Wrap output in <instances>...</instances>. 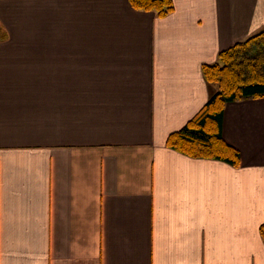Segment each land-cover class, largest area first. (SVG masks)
I'll list each match as a JSON object with an SVG mask.
<instances>
[{
	"label": "crops",
	"instance_id": "0c3cea01",
	"mask_svg": "<svg viewBox=\"0 0 264 264\" xmlns=\"http://www.w3.org/2000/svg\"><path fill=\"white\" fill-rule=\"evenodd\" d=\"M173 2L0 0V264H264V98L224 110L239 167L167 146L264 0Z\"/></svg>",
	"mask_w": 264,
	"mask_h": 264
},
{
	"label": "trees",
	"instance_id": "16d2710c",
	"mask_svg": "<svg viewBox=\"0 0 264 264\" xmlns=\"http://www.w3.org/2000/svg\"><path fill=\"white\" fill-rule=\"evenodd\" d=\"M129 1L135 10L155 12L160 18L174 11L173 0ZM0 37L7 38L1 24ZM202 73L215 92L192 120L169 136L167 146L193 158L219 160L239 167V151L223 138L224 110L229 103L264 98V28L220 52L215 63L202 66ZM260 234L264 241V224Z\"/></svg>",
	"mask_w": 264,
	"mask_h": 264
}]
</instances>
